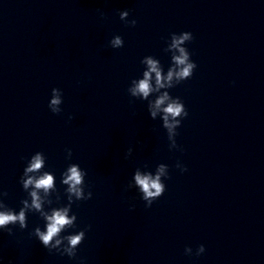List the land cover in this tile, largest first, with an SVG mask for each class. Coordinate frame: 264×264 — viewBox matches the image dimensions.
Listing matches in <instances>:
<instances>
[{"label":"clouds","instance_id":"9594fccd","mask_svg":"<svg viewBox=\"0 0 264 264\" xmlns=\"http://www.w3.org/2000/svg\"><path fill=\"white\" fill-rule=\"evenodd\" d=\"M103 15V14H102ZM119 17L122 21H125L127 25L135 27L137 21L135 19L128 20L129 11L124 10L119 12ZM193 40V35L191 32L185 31L179 34L172 33L170 36V43H168L165 51L171 52V67L168 68L167 75H162V70L159 62L153 59L151 56H146L142 60V63L146 64L147 70L143 72V78L139 80H133V86L128 89L133 97H142L143 99H148L151 93L158 92L160 89H171L176 85L180 84L182 81L190 79L197 68L194 61L191 60V54L185 47V44ZM124 41L121 36L116 35L114 39L111 40V46L114 49L123 47ZM153 74L154 83L153 86ZM62 91L59 88H53L51 90V98L49 100L48 108L53 114H60L62 109L60 105L62 104ZM166 106L163 108L162 105ZM157 111H162L164 128L167 129L168 138L171 140L170 150L178 149L183 151L182 148L176 143V136L178 135L177 129L181 126V121L188 116V112L184 106V103L179 97L172 98L169 93L165 91L160 95L154 103H150V114L153 118L156 117ZM72 117H69L71 120ZM67 154L70 157L72 152L67 149ZM44 154L42 152H36L35 155L31 156L24 169V176L27 179H23V187L28 189L29 186L33 187L31 192L32 202L31 205L28 204L27 200L22 201L24 208H22L19 214H15L13 211H0V228H4L9 224H14L17 221L20 223L21 227H25V209L31 207L36 210L41 209V197L38 195L39 190H43L45 194L53 188L54 177L52 174L45 172L43 175L36 178L29 175V173H35L41 170L44 166ZM176 167L180 169L181 172H186L187 167L183 166L180 162H177ZM86 173L82 172L78 166L72 165L63 174L62 183L68 185L67 192L74 195L78 200H88L92 198V192L88 191L85 194L83 181ZM169 169L166 164H159L156 168L155 174L151 172L141 173L137 170L134 175L135 186L138 188L139 192L142 194L141 199L146 201L145 207L150 208L155 200L160 198L165 192L164 179H168ZM132 185L127 188L130 189ZM7 195L6 192L3 193ZM134 207V206H133ZM68 209L63 208L59 210H53L51 215H47L46 219L48 221L46 232L40 231L39 228L36 229V235L42 242L45 248L49 249L51 253L52 249H57V253L60 255H67L69 258H75L77 254L78 245L85 238V232L81 231L76 235H69L63 239L67 240V245L62 251L58 249L62 240L59 237L62 229L65 226H70L72 224V219L68 217ZM90 227V226H89ZM11 233V229H9ZM55 239V243L51 242ZM185 255H192L193 249L191 247L185 248ZM205 252V247L199 245L195 251L196 256H200Z\"/></svg>","mask_w":264,"mask_h":264}]
</instances>
